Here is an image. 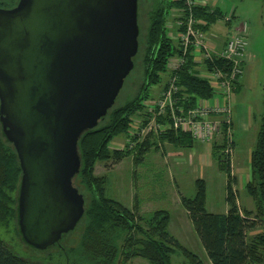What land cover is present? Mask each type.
<instances>
[{
    "label": "water",
    "instance_id": "1",
    "mask_svg": "<svg viewBox=\"0 0 264 264\" xmlns=\"http://www.w3.org/2000/svg\"><path fill=\"white\" fill-rule=\"evenodd\" d=\"M139 0L0 6V122L22 170L18 226L46 250L76 229L79 141L114 106L139 49Z\"/></svg>",
    "mask_w": 264,
    "mask_h": 264
},
{
    "label": "trees",
    "instance_id": "2",
    "mask_svg": "<svg viewBox=\"0 0 264 264\" xmlns=\"http://www.w3.org/2000/svg\"><path fill=\"white\" fill-rule=\"evenodd\" d=\"M150 1L152 5L147 11V31L144 38L140 32L139 49L134 57L133 69L139 59L143 65V81L138 92L125 103L114 104L98 126L87 130L79 141L82 164L74 183L86 200L85 213L79 222L84 227L75 246L67 248L62 245L63 238L72 231L55 245L60 248V256L67 261L64 264H128L136 257L146 259L148 264H173L175 254L184 255L188 260L187 264H204L198 254L185 247L170 232L169 210L156 209L142 214L138 201L133 208L124 205L107 195V176L97 175L95 172L98 162L120 161L134 152L137 153L136 161H139L152 147L159 148V142H170L186 148L193 147L196 142L189 133L169 129L162 132L159 139L151 141L150 137L146 138L133 149L112 148L110 145L115 137L129 135L133 124L132 116L144 111V101L153 97L152 86L163 81V74L168 75L170 58L182 53L180 43H175L169 36L168 19L172 10L183 9L176 21L185 20L188 12L185 13L184 1ZM193 12L195 17L205 21L200 26L207 32L214 23L226 17L219 8L210 4L197 5L193 7ZM226 21L230 23L231 20ZM184 30L185 25H180L179 31ZM189 56L177 71V84L180 95L187 96L188 105H193L199 98H211L214 88L208 78L200 75L191 53ZM223 63L225 61L222 58L206 62L210 69ZM223 148L222 141L214 142L213 155L227 176L228 211L215 213L207 210V184L201 177L195 180V195H181V203L188 211L213 264H264V111L251 152L250 179L245 184V191L254 203L253 209L242 207L239 203L233 187L236 178L232 173V162L224 154ZM21 176L17 151L3 134L0 122V226L8 228L13 225L20 236L18 194ZM260 226L261 229H258ZM0 264L31 263L14 252L0 236Z\"/></svg>",
    "mask_w": 264,
    "mask_h": 264
},
{
    "label": "rangeland",
    "instance_id": "3",
    "mask_svg": "<svg viewBox=\"0 0 264 264\" xmlns=\"http://www.w3.org/2000/svg\"><path fill=\"white\" fill-rule=\"evenodd\" d=\"M221 4V8L224 13H226L227 17L233 16V11H235V15L231 17L230 23H227L225 18L214 23L211 26L212 33L221 37L234 35L235 28L239 24L244 23L241 24L242 26H239V29H243L245 26L248 40L246 63L242 75V87L234 96V99L239 97L241 106L252 108L251 117L253 124L251 123L247 130L238 133V135L236 134V137L234 136L235 142L237 143L234 153L238 154L240 157L241 167L243 168L244 174L247 175L251 173V151L256 143L257 132L264 111V0H221ZM151 5L152 3L150 0L140 1L138 9L139 25L143 38L149 23L147 11ZM176 10L177 9L172 10L169 16L168 29L169 36L175 43H178V40L173 38L177 36V31L179 30V25L176 21L179 11ZM167 80L168 76L165 73L163 74V81L158 85L152 86L153 97H158L162 94ZM142 81L143 65L139 59L137 60L135 69H133L126 78L115 105H121L135 96ZM234 99L233 103L235 102ZM159 136L160 134L155 133V135L151 136V141L159 139ZM127 138L125 134L119 135L111 141L110 145L112 148L122 147V144H126ZM221 138L222 137L219 136L216 141L219 142ZM214 142L215 141L211 143ZM159 144V148L152 147L143 154V157L139 161H136L137 153L135 152L120 161H100L97 163L95 172L97 175L107 176V195L109 197L128 204L129 199H131L133 195L135 199H148L149 202H145L144 205L145 211L151 212L156 209L169 210L171 214L169 230L171 233H173L185 247L198 254L205 264H213L208 255L203 254L204 246L193 222L187 216L185 208L181 203L166 201L165 199L170 197L177 201V193H179V196H181L182 193L185 196H194L196 192L195 180L202 176L204 172V177L208 179L207 210L215 213H225L227 203L226 173L220 170L216 163L210 167H206L202 172L197 171L193 165L182 162L181 164L183 167L178 171L180 174L179 176H181V181L179 182L177 172L179 166L176 165L177 163L174 158V161L172 158L168 159L169 164H175L173 166H177L176 169L174 167V170L172 166L168 168L165 165V158H162L167 151L176 150L168 142H159ZM190 149L192 150V148H185V151H190ZM158 154L161 156L158 157ZM179 158H177V160ZM244 174H242L243 178ZM238 182L236 178L233 187H236L234 190H236L239 197V203L241 206L243 203L248 205V202L251 201L252 198L245 191L247 178L245 177L240 185H238ZM161 187L167 190H165L166 196L164 200L160 197L163 194V189ZM241 199L244 202H242ZM261 226L258 229H261ZM83 227V223H80L75 230L63 238L62 245L67 248L75 246L80 239ZM0 236L14 252L25 257L31 264H64V261L67 263L66 259L63 260L60 256L61 252L59 247L54 246L46 250L35 249L23 241L13 225L8 228L0 226ZM73 255L74 254H71V256ZM187 261V258L182 254H175L173 256V264H187ZM128 264H148V261L142 257H136L129 261Z\"/></svg>",
    "mask_w": 264,
    "mask_h": 264
},
{
    "label": "built area",
    "instance_id": "4",
    "mask_svg": "<svg viewBox=\"0 0 264 264\" xmlns=\"http://www.w3.org/2000/svg\"><path fill=\"white\" fill-rule=\"evenodd\" d=\"M185 3V20H178L177 24L185 25L184 31H177L182 53L170 58L168 62V80L162 94L144 101V111L132 116L133 124L127 136L126 144L119 149L135 148L146 138L174 129L189 133L196 142L211 143L219 136L224 143L223 152L232 162L235 152V138L233 128V99L237 86L244 73L246 50L248 46L245 26L237 28L234 35H230L224 48L216 50L214 41L200 24L205 21L195 17L193 7L206 5L208 0H183ZM179 11L178 17L183 13ZM232 17V16H231ZM231 17H225L231 20ZM192 54L195 65L201 76L208 78L214 94L211 98H199L195 104L188 105L187 96L180 95L177 84V71L187 62ZM222 58L225 63L217 64L211 69L208 60ZM116 148V147H115Z\"/></svg>",
    "mask_w": 264,
    "mask_h": 264
},
{
    "label": "crops",
    "instance_id": "5",
    "mask_svg": "<svg viewBox=\"0 0 264 264\" xmlns=\"http://www.w3.org/2000/svg\"><path fill=\"white\" fill-rule=\"evenodd\" d=\"M208 4L212 5L213 7L219 8L224 13V11L221 8V5H222L221 4V0H208ZM232 14L234 16L235 15V11H233ZM225 15H226V13H225ZM241 24H244V23H241ZM241 24H239L235 28V30L237 28H239V26H242ZM208 34L212 37V39L214 41V44H215V47H216V50H218V51H220V50H222L224 48V46L226 44V41H227V39L230 36V35H227L226 37H221V36H219L217 34H213L211 28L208 30ZM242 78L243 77H241V79H240L239 86L236 89V93L242 87ZM234 100H235V102L233 103L232 117H233V128H234V133H235L234 136L236 137L238 135V133H241V132L247 130L248 129V126L251 125V123L253 124V120H252V117H251L252 116V113H251L252 112V108L250 109V107L241 106V104H240L241 102L239 101V97L238 98H235ZM168 143L170 145H172L174 147V149L176 150V151L169 150L162 157L163 159L165 158V160H164L165 161V165L168 168H171V166H172L173 167V170H174V167L176 169L177 166H173L175 164L171 165L168 162V159L169 158H172V160L174 158L175 162L177 163L176 165L179 166L177 172L180 169H182V167H183L182 164H181L182 162H185V164L186 163H189L190 165H193L196 168L197 171H202V172H203V170L206 167H210V166L214 165L215 163L218 165V168L220 169L219 164H218V161L216 160V158L213 155L214 143H199V142H195V145L193 147H190V148H192V150L190 149V151H185V148L186 147H179V146L173 145L170 142H168ZM236 146H237V143L235 142V147ZM159 156H161V155L158 154V157ZM175 157H176V159H175ZM179 157H182V158H179ZM177 158H179V159L177 160ZM241 166H242V164H241L240 157L238 156V154H235L234 153L233 158H232V173L238 179V181H239L238 182V185H240L241 182L244 181V178L245 177L247 178V181L250 179V174L248 173L247 175H245L244 172H243V168ZM202 174L203 175L200 176V177L205 179L206 184H207V187H208V179L206 177H204V174H205L204 172ZM242 174H244V178H243V175ZM179 175L180 174L178 172V180L180 182L181 181V176H179ZM226 185H227V178H226ZM235 188L236 187H234V189ZM162 189H163V194L161 196L160 195L159 196L161 197V199L164 200L165 199V196H166L165 193H166L167 190L164 189V188H162ZM180 189H179V191L181 192ZM226 194H227V189H226ZM177 195H178V200L177 201L174 198H170V197L167 198V199H165V200L166 201H171V202L172 201H175L176 203H181V196H179V193H177ZM182 195H183V193H182ZM134 199L135 198L132 195L131 199H129V201H128L129 202L128 204H125L123 202L122 203L124 205L130 207V208H133L134 205H135V203H136V201H138L140 213H142V214L150 213V211H145V207H144L145 202H149L148 199H146V200L137 199V198L135 200ZM238 200H239V197H238ZM241 201L244 202L242 199H241ZM150 203H153V202H150ZM181 205H182V203H181ZM242 207H246V208H249V209H253L254 208V203L251 200V201L248 202V205H246L245 203H243ZM228 208H229V205H228V203H226V211H225V213L228 211ZM144 212H146V213H144ZM185 212H186L187 216L189 217L188 211L186 210ZM203 252H204L203 253L204 255H207V252H206L205 248H204Z\"/></svg>",
    "mask_w": 264,
    "mask_h": 264
},
{
    "label": "flooded vegetation",
    "instance_id": "6",
    "mask_svg": "<svg viewBox=\"0 0 264 264\" xmlns=\"http://www.w3.org/2000/svg\"><path fill=\"white\" fill-rule=\"evenodd\" d=\"M19 0H0V6L3 8H12L16 6Z\"/></svg>",
    "mask_w": 264,
    "mask_h": 264
}]
</instances>
